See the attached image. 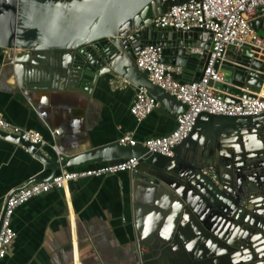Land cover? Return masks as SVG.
I'll return each instance as SVG.
<instances>
[{"label": "water", "instance_id": "95a60500", "mask_svg": "<svg viewBox=\"0 0 264 264\" xmlns=\"http://www.w3.org/2000/svg\"><path fill=\"white\" fill-rule=\"evenodd\" d=\"M188 1L192 0H0V50L14 51L5 62L9 63L14 83L21 89L87 94L98 76H116L134 90L144 87L157 102L154 109L175 118L184 105L153 85L146 73L135 67L134 61L141 47L157 46L161 50L159 61L182 69L180 73L172 72L174 79L189 82L200 78L210 49V35L202 30L180 32L149 24L167 7ZM256 11L260 15L264 7ZM249 25L261 38L260 45L254 48L245 44L237 52L228 45L218 65L222 82L213 86L218 90L216 97L225 102L253 99L264 86V16L250 21ZM192 48H201V53L192 52ZM263 136L264 110L232 116L202 111L196 115L187 136L173 147L171 156L147 152L139 143L122 146L110 142L67 158L51 159L43 150L50 146L48 142L30 143L0 130L1 139L24 148L43 168L49 169L47 176L31 178L26 184L48 179L66 166L113 163L137 157L130 178L138 264L228 263L225 257L203 258L202 254L213 242L204 238L202 226L207 227L220 213L195 211L183 199L188 190L204 189L207 192L201 193L199 200L209 197L205 198L207 209L212 201L216 207L219 203L230 206L231 215L240 212L238 203L243 199L236 202L233 197L236 194L228 195L224 189L231 192L233 186L238 189L250 182L245 178L247 174L241 175L244 178L240 180L233 179L238 173L233 170L238 166L232 153L235 145L241 155L246 152L240 146L249 138L261 145ZM169 183L177 186L172 188ZM262 185L264 181L253 183L256 189L250 193L257 194ZM19 187L22 186L5 194L0 218L6 199ZM157 200L161 203L157 204ZM143 247L146 253L139 251ZM258 249L263 252L264 248L260 245ZM232 250L235 257L252 254L249 247L240 244H233Z\"/></svg>", "mask_w": 264, "mask_h": 264}, {"label": "crops", "instance_id": "0c3cea01", "mask_svg": "<svg viewBox=\"0 0 264 264\" xmlns=\"http://www.w3.org/2000/svg\"><path fill=\"white\" fill-rule=\"evenodd\" d=\"M8 52L0 50V117L36 131L50 144L43 150L51 159L116 142L125 132L142 141L174 127V118L155 109L135 121L128 112L134 89L116 76H98L87 94L21 89L5 62ZM48 174L24 148L0 138V207L9 190ZM131 195L130 172L124 171L79 178L30 198L12 213L15 237L0 264H138Z\"/></svg>", "mask_w": 264, "mask_h": 264}, {"label": "built area", "instance_id": "2783aa9c", "mask_svg": "<svg viewBox=\"0 0 264 264\" xmlns=\"http://www.w3.org/2000/svg\"><path fill=\"white\" fill-rule=\"evenodd\" d=\"M258 7H264V0H192L171 5L164 13L152 18L149 24L155 28H172L180 32L193 29L205 31L210 35L208 57L200 78L185 82L172 77V72L179 73V67L159 61L161 51L159 47L153 45L141 47L135 57V67L144 71L146 78L153 85L182 103L184 109L175 115L174 127L167 134L136 141L130 133L125 132L116 140L117 144L134 146L139 143L146 148L147 152L171 156L173 147L187 136L199 112L232 116L251 115L264 110V96H259L261 88L255 93V98H238L236 102L231 103L217 98L218 90L213 86L214 83L222 82L218 65L228 45L233 47V52L239 51V48L245 44L254 48L260 45L261 38L255 35V31L249 25L250 21L256 20L261 15L264 16V11L260 15L257 14ZM201 44H203L202 41ZM7 50L9 51L8 59H10L14 51L9 49L4 51ZM192 52L201 53V48H192ZM156 105V100L147 90L138 86L134 90L128 112L135 121H141ZM0 130L16 135L22 141L30 143L41 141L36 131L14 125L1 117ZM59 132V128L50 131L52 136ZM136 165L137 157H128L118 162L104 163L94 167L75 170L60 169L48 179L30 182L12 191L5 201L0 218V259L5 256L15 237V232L10 225L15 208L32 197L40 196L51 189L62 188L70 181L83 177L131 172Z\"/></svg>", "mask_w": 264, "mask_h": 264}, {"label": "bare ground", "instance_id": "6f19581e", "mask_svg": "<svg viewBox=\"0 0 264 264\" xmlns=\"http://www.w3.org/2000/svg\"><path fill=\"white\" fill-rule=\"evenodd\" d=\"M259 96H264V86L261 87ZM247 138L244 140H247ZM249 139L248 142L240 146L245 149L246 152H243L241 155V152L238 151L239 147L235 145L234 153L232 154L235 156L234 162L238 166L233 170V172L235 170L238 171L237 174L234 172L236 175L233 176V179L240 180L244 178V176L241 175L247 174L245 178H249L247 182L250 183L249 185L238 187V189L233 186L231 192L224 189L228 195L236 194L233 196L236 202L243 199V202L238 203V207L241 209L240 212L231 215L230 213L232 209L230 206L217 203L219 207H216V204H213L212 201L208 203L209 206L207 209L205 198L208 200L209 197L205 196V198L199 200V197L207 192L204 189H195L194 191L188 190L186 197L183 199L184 203L190 204V208H194L195 211L199 210L200 212H208L209 210H212L214 212L216 210L217 214L220 213V216L218 218H213L207 227L202 226L203 233H205V235H203L204 238H210L213 241L211 245L206 247L207 252H202L203 258L225 257L228 262L227 264H250L252 262L253 264L264 263V249L263 252L258 249L260 245L264 248V185H262L260 189H257V191H259L257 192L258 195L250 193L251 190L256 189L253 186V183L264 181V136L261 145L257 144V140L254 141L255 139ZM230 146L232 147V145ZM252 155L255 159H253L254 157L248 158ZM245 156H247V158ZM260 165H263V167ZM244 166L246 167L245 171ZM247 182L245 183L247 184ZM169 186L173 188L177 185L169 183ZM156 203H161V200H157ZM189 211L193 214V211L190 209ZM236 239L239 240L238 245L240 244L242 247H249L252 254L247 257H235L236 252L232 250V245L237 243L235 242ZM250 244L253 246L250 247ZM141 249H143L145 253L147 252L146 248L143 247ZM197 259L202 260V258Z\"/></svg>", "mask_w": 264, "mask_h": 264}, {"label": "rangeland", "instance_id": "374dc122", "mask_svg": "<svg viewBox=\"0 0 264 264\" xmlns=\"http://www.w3.org/2000/svg\"><path fill=\"white\" fill-rule=\"evenodd\" d=\"M237 244H238V242L237 243H234V245H236L237 246ZM251 245V244H250ZM251 246H253V245H251ZM142 251H143V249H141ZM144 252V251H143Z\"/></svg>", "mask_w": 264, "mask_h": 264}, {"label": "flooded vegetation", "instance_id": "af4514ba", "mask_svg": "<svg viewBox=\"0 0 264 264\" xmlns=\"http://www.w3.org/2000/svg\"><path fill=\"white\" fill-rule=\"evenodd\" d=\"M252 245V244H251Z\"/></svg>", "mask_w": 264, "mask_h": 264}]
</instances>
